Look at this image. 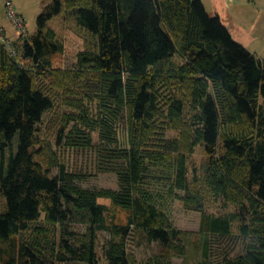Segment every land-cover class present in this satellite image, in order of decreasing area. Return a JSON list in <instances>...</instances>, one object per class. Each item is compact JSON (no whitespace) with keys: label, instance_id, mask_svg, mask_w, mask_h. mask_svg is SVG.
<instances>
[{"label":"trees","instance_id":"trees-1","mask_svg":"<svg viewBox=\"0 0 264 264\" xmlns=\"http://www.w3.org/2000/svg\"><path fill=\"white\" fill-rule=\"evenodd\" d=\"M42 2L36 33L25 26L16 42L0 13V264H98L101 231L111 235L109 264H134L126 249L133 232L167 248L185 240L165 208L176 199L202 213L206 236H229L238 224L246 252L223 264H264L263 61L201 0ZM65 20L90 38L77 70L53 64L64 51ZM41 81L74 96L67 103L81 109L64 118L61 134L70 121L97 125L86 101L97 103L98 128L126 121L128 145L96 152L98 168L116 173L119 190L83 189L66 165L52 174V146L39 125L54 101ZM65 138L77 149L94 147L78 129ZM198 146L207 159L191 178L188 161ZM104 198L128 213L125 225L109 221ZM210 200L234 211L207 213ZM209 251L207 242V258Z\"/></svg>","mask_w":264,"mask_h":264},{"label":"rangeland","instance_id":"rangeland-1","mask_svg":"<svg viewBox=\"0 0 264 264\" xmlns=\"http://www.w3.org/2000/svg\"><path fill=\"white\" fill-rule=\"evenodd\" d=\"M14 10L25 20L29 36L37 31V19L43 10L42 0H11ZM211 16H219L225 27L231 32L236 41L245 46L264 63V0H201ZM1 27L6 32V37L16 42L19 37L14 20L8 15L5 0H0ZM61 39L64 51L53 57L55 69L77 70L79 68V54L88 49L89 37L81 33L72 20L64 21ZM11 48V46H9ZM53 101L54 107L48 111L44 120L39 125V134L42 141L51 144V157L57 165L52 174L57 175L60 165H66L68 170L80 174L76 183L86 190H119L118 176L113 172H101L98 168L97 148L111 146L118 142L123 147L128 145V129L123 119L110 121L111 130L98 128L101 120L97 103L86 101L90 108L91 118L97 125L89 128L84 124L71 122L65 132L61 134L64 118L79 115L77 109L67 103L73 99L65 92L54 89L49 83L40 82ZM85 132L93 142L90 149H77L69 145L65 135L77 129ZM95 128V129H94ZM176 135V133H172ZM62 136V137H61ZM71 136V135H70ZM207 156L204 148L198 146L189 157L188 168L190 177L194 173H202ZM182 196V193L179 194ZM110 209L109 221L125 225L128 213L120 208L113 207L109 199H100ZM171 222L176 230L185 233L183 242H175L173 248L163 247L159 242H149L140 232L132 233L127 240V253L134 264H223L226 257H237L246 252V239L240 235L238 224H234L229 236L212 234L206 236L201 232L202 213L187 209L182 199H176L165 206ZM205 211L215 215H225L234 211L232 206L223 201L210 200ZM77 230L85 233L86 225H77ZM111 235L101 231L97 240L98 264H109L105 250ZM209 242L210 251L208 258L205 255V246ZM70 264H86L84 262H68Z\"/></svg>","mask_w":264,"mask_h":264},{"label":"built area","instance_id":"built-area-1","mask_svg":"<svg viewBox=\"0 0 264 264\" xmlns=\"http://www.w3.org/2000/svg\"><path fill=\"white\" fill-rule=\"evenodd\" d=\"M6 6L8 8V15L14 20L19 35H22L25 32V26H26L24 18L19 14H17L16 11L12 8L13 7L12 2L7 1Z\"/></svg>","mask_w":264,"mask_h":264}]
</instances>
